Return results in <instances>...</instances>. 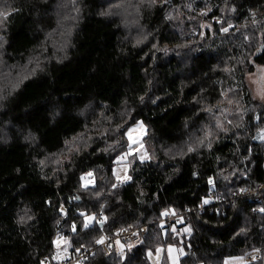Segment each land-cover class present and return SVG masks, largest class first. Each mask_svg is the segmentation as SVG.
Returning <instances> with one entry per match:
<instances>
[{"label": "trees", "instance_id": "obj_1", "mask_svg": "<svg viewBox=\"0 0 264 264\" xmlns=\"http://www.w3.org/2000/svg\"><path fill=\"white\" fill-rule=\"evenodd\" d=\"M258 67L264 0H0V264H58V237L73 252L144 225L140 245L83 264H152L158 248L172 264L170 247L179 264H264ZM138 122L150 159L120 185ZM168 213L185 215L152 224Z\"/></svg>", "mask_w": 264, "mask_h": 264}, {"label": "rangeland", "instance_id": "obj_2", "mask_svg": "<svg viewBox=\"0 0 264 264\" xmlns=\"http://www.w3.org/2000/svg\"><path fill=\"white\" fill-rule=\"evenodd\" d=\"M64 20H68V13L62 15ZM229 28L225 30L227 32ZM9 72L7 77L2 79L8 80L10 79ZM246 82L249 87V90L252 92L253 96L257 99L264 100V67H258L255 72L250 73L246 76ZM147 132V128L143 122H138L137 124L132 125L126 132H125V139L127 142V147L124 152L117 158L116 164L113 167V176L117 183L120 185L126 184L130 182V168L132 161L134 159L139 160L140 162H145L150 159V153L145 144V135ZM257 141L264 140V131H261L256 136ZM83 186H92L94 184V177L92 173H88L84 175L81 179ZM255 200V199H254ZM209 205V204H208ZM259 211H263L264 208H259ZM61 212L63 216H66V209L64 207L61 208ZM96 220L95 217H88L86 218V222L88 225L94 223ZM55 246L57 249V255L61 253H68L70 250V243L68 240L63 239L62 237H58L55 240ZM116 250L118 253L122 252L124 246L120 243H116L115 245ZM164 255V249L158 248L155 252L149 251L147 254L148 259L151 261L152 264H161ZM113 256V255H111ZM180 257V251L177 250V258ZM58 258V256H57ZM260 259V251L254 250L248 253L245 256L230 258L225 261L224 264H245V263H252L254 260ZM177 264H179V260H176ZM82 264V263H81Z\"/></svg>", "mask_w": 264, "mask_h": 264}, {"label": "built area", "instance_id": "obj_3", "mask_svg": "<svg viewBox=\"0 0 264 264\" xmlns=\"http://www.w3.org/2000/svg\"><path fill=\"white\" fill-rule=\"evenodd\" d=\"M264 189V186L261 188ZM233 196L231 199H234ZM258 201V200H257ZM226 203L225 199H212L213 205H223ZM209 205L201 206L198 210H202L204 207ZM189 213V212H186ZM183 214L168 213L161 220L153 221L152 224L172 223L174 221L179 222ZM149 225L140 227H131L114 237H104L102 240L95 243L91 249L85 248L73 252L61 253L58 255V264H83L85 261L93 257L98 250H101L105 255L111 256L115 253L116 243H120L123 246L133 247L140 245L144 237L148 234ZM43 264H49L48 260H43Z\"/></svg>", "mask_w": 264, "mask_h": 264}, {"label": "crops", "instance_id": "obj_4", "mask_svg": "<svg viewBox=\"0 0 264 264\" xmlns=\"http://www.w3.org/2000/svg\"><path fill=\"white\" fill-rule=\"evenodd\" d=\"M167 252L171 257L172 264H177L176 260H179V258H177V249L174 247H170L167 249Z\"/></svg>", "mask_w": 264, "mask_h": 264}]
</instances>
